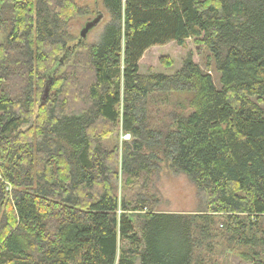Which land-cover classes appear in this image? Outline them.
<instances>
[{"label":"trees","instance_id":"obj_1","mask_svg":"<svg viewBox=\"0 0 264 264\" xmlns=\"http://www.w3.org/2000/svg\"><path fill=\"white\" fill-rule=\"evenodd\" d=\"M102 3L89 43L68 28L90 12L75 0H0V264H208L218 237L264 264V0ZM188 39L206 68L190 52L140 72L149 48ZM173 93L188 96L155 121ZM120 124L121 155L104 144ZM163 163L198 210L158 208Z\"/></svg>","mask_w":264,"mask_h":264},{"label":"rangeland","instance_id":"obj_2","mask_svg":"<svg viewBox=\"0 0 264 264\" xmlns=\"http://www.w3.org/2000/svg\"><path fill=\"white\" fill-rule=\"evenodd\" d=\"M75 1L81 7L90 9V12L80 14L69 22L68 28L75 37L80 35L81 30L88 20L93 19L99 12L104 13V19L87 35L89 43L97 42L102 34L104 25L109 19L108 14L105 13L106 10L102 0ZM2 41L3 33L0 32V43ZM190 52H192L193 59L203 68H206V63L209 59L208 50L204 46L195 43L194 39H188L183 46L176 42H170L164 46H153L149 48L142 58L140 72L142 74H149L152 72L172 74L181 68L184 59ZM168 62L171 64L168 65ZM212 75L216 86L221 87L220 77L214 68H212ZM44 93L42 95H44ZM187 96L188 94L186 93H173L170 96V105L160 106L161 110L153 112V115L151 114L152 118L155 119V121L159 118L165 119L167 112L174 107L175 103L185 100ZM261 105L264 107V102ZM125 132L122 125H118L113 134L104 140V144L109 148L118 144L121 155L122 145L125 141L122 139V135ZM131 139L127 141H131ZM151 179L153 188L160 197V201L157 204L159 209L182 212H193L198 210L200 199L197 188L185 174L174 171L163 163L160 169L152 174ZM119 189L121 190V188ZM123 245L125 247H131L133 244H131V242H125ZM142 247L143 245L141 248ZM244 252V248H240L232 243L229 244L224 237H218L216 241H213L212 248L203 247L198 250V254L205 258L208 264H252L251 260L243 254ZM261 255L264 258V252H262Z\"/></svg>","mask_w":264,"mask_h":264},{"label":"water","instance_id":"obj_3","mask_svg":"<svg viewBox=\"0 0 264 264\" xmlns=\"http://www.w3.org/2000/svg\"><path fill=\"white\" fill-rule=\"evenodd\" d=\"M104 19V13H98L93 19L88 20L83 27V29L80 32V35L82 38H87L88 33L94 29L99 23ZM49 89L48 87L45 90V93L43 95V99L45 100L48 96Z\"/></svg>","mask_w":264,"mask_h":264},{"label":"built area","instance_id":"obj_4","mask_svg":"<svg viewBox=\"0 0 264 264\" xmlns=\"http://www.w3.org/2000/svg\"><path fill=\"white\" fill-rule=\"evenodd\" d=\"M132 138V135H131V133H129V132H125V133H123V135H122V139L123 140H129V139H131Z\"/></svg>","mask_w":264,"mask_h":264},{"label":"crops","instance_id":"obj_5","mask_svg":"<svg viewBox=\"0 0 264 264\" xmlns=\"http://www.w3.org/2000/svg\"><path fill=\"white\" fill-rule=\"evenodd\" d=\"M143 58V57H142ZM141 61H142V59L140 60V65H141Z\"/></svg>","mask_w":264,"mask_h":264}]
</instances>
